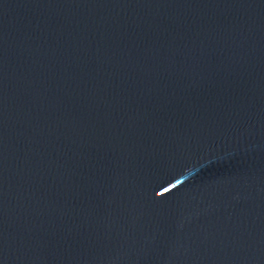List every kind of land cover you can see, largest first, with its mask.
Wrapping results in <instances>:
<instances>
[{"label":"water","instance_id":"obj_1","mask_svg":"<svg viewBox=\"0 0 264 264\" xmlns=\"http://www.w3.org/2000/svg\"><path fill=\"white\" fill-rule=\"evenodd\" d=\"M0 264H264V0H0Z\"/></svg>","mask_w":264,"mask_h":264}]
</instances>
